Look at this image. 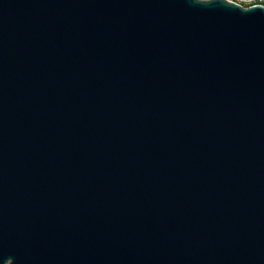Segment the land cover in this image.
<instances>
[{
  "label": "water",
  "instance_id": "95a60500",
  "mask_svg": "<svg viewBox=\"0 0 264 264\" xmlns=\"http://www.w3.org/2000/svg\"><path fill=\"white\" fill-rule=\"evenodd\" d=\"M0 264H264V5L0 0Z\"/></svg>",
  "mask_w": 264,
  "mask_h": 264
},
{
  "label": "built area",
  "instance_id": "2783aa9c",
  "mask_svg": "<svg viewBox=\"0 0 264 264\" xmlns=\"http://www.w3.org/2000/svg\"><path fill=\"white\" fill-rule=\"evenodd\" d=\"M243 6L264 5V0H229Z\"/></svg>",
  "mask_w": 264,
  "mask_h": 264
}]
</instances>
